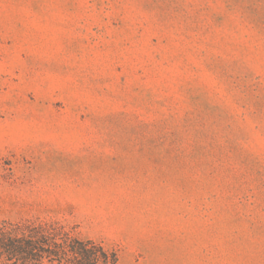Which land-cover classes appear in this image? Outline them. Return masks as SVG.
I'll return each instance as SVG.
<instances>
[{"label": "rangeland", "instance_id": "obj_1", "mask_svg": "<svg viewBox=\"0 0 264 264\" xmlns=\"http://www.w3.org/2000/svg\"><path fill=\"white\" fill-rule=\"evenodd\" d=\"M8 227L0 264H264V0H0Z\"/></svg>", "mask_w": 264, "mask_h": 264}, {"label": "trees", "instance_id": "obj_2", "mask_svg": "<svg viewBox=\"0 0 264 264\" xmlns=\"http://www.w3.org/2000/svg\"><path fill=\"white\" fill-rule=\"evenodd\" d=\"M19 231L23 234V236H26V232L23 229H21ZM0 233L3 235V237H8L9 242L11 243V244H8L6 242V238L0 239V250L6 251L8 253V256H12V258H15L16 254H17L16 252L18 251V249H20V251L18 253H21V251H24V248H21L17 244V240H14L15 238H13V236L18 237V231L14 230V229L12 230V228L10 229L8 227V228H3V229L0 228ZM18 239H20V238H18ZM47 241H48V239H47L46 235H42V238H40V241L38 242L39 247H41V249H46V250L49 247L51 248V245H49V243ZM57 246L59 247L58 251L54 252L50 248L47 250L48 257H51V256L54 257L55 256V257L62 258L64 255V256H73L76 258V256H78L81 258V260H84L81 263H88V260L90 258L96 259V261H97L98 260L97 258H99L98 252H100L104 256L106 263L108 261V254L105 253L102 248H99V251L96 250L97 249L96 246L92 250L91 249L88 250L85 247L87 245H84V246L82 245L80 249L72 248V250L67 249L64 245H61V244H58Z\"/></svg>", "mask_w": 264, "mask_h": 264}]
</instances>
